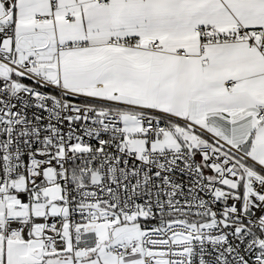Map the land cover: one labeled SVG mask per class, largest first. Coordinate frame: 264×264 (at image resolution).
<instances>
[{
  "label": "snow or ice",
  "instance_id": "1",
  "mask_svg": "<svg viewBox=\"0 0 264 264\" xmlns=\"http://www.w3.org/2000/svg\"><path fill=\"white\" fill-rule=\"evenodd\" d=\"M0 264H264V0H0Z\"/></svg>",
  "mask_w": 264,
  "mask_h": 264
}]
</instances>
